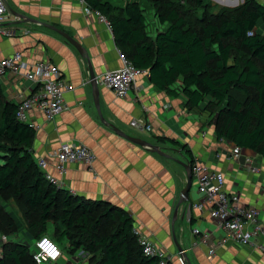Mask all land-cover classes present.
Instances as JSON below:
<instances>
[{"label":"crops","instance_id":"1","mask_svg":"<svg viewBox=\"0 0 264 264\" xmlns=\"http://www.w3.org/2000/svg\"><path fill=\"white\" fill-rule=\"evenodd\" d=\"M209 1L215 9L243 3V0ZM257 1L264 4V0ZM146 5L147 29L155 35L165 24ZM8 8L9 15L3 26L14 29L16 34L0 35V58L21 52L30 63L48 60L59 67L65 82L74 86L66 94L69 109L54 121H46L38 111L30 113L31 122L40 125L35 130L33 158L37 162L46 158L52 173L59 176L52 167V154L59 145L84 144L95 153L96 161L91 167L83 163L69 164L66 174L59 176L64 189L125 209L141 234L149 236L175 258L183 255L189 264H264V254L254 247H241L231 241L219 245L225 231L210 218L207 210L199 212L192 206L195 200L201 199L194 177L188 201L179 205L187 183V171L179 161L189 163L186 151H190L195 162L224 172L227 191L238 193L243 202L257 206L264 219L261 190L264 191V159L243 148L240 156L235 157L233 143L216 139L206 121L207 112L188 110L182 93L171 95L159 90L150 76L140 78L124 98L99 86V111L87 62L76 47L45 24L65 30L77 39L99 76L121 64L119 49L106 22L96 13L85 14L82 5L74 0H8ZM256 31L264 34L262 21ZM0 82L7 99L17 104L29 94L31 87L29 81L13 74ZM138 118L145 119L152 131L140 132L133 128L130 122ZM111 125L159 146L167 156L126 140ZM157 136L187 144V150L159 143L155 140ZM247 156L252 157L259 173L248 170ZM195 227L208 233L206 244H195L200 239L192 233ZM59 246L61 255L43 264H89L92 256L82 249L73 250L66 238ZM211 247H215V254L209 256Z\"/></svg>","mask_w":264,"mask_h":264},{"label":"trees","instance_id":"2","mask_svg":"<svg viewBox=\"0 0 264 264\" xmlns=\"http://www.w3.org/2000/svg\"><path fill=\"white\" fill-rule=\"evenodd\" d=\"M85 1L111 25L118 49L149 70L159 90L182 93L188 110L202 109L213 119L217 140L264 159V34L256 31L259 21L264 23V4L243 0L237 7L215 9L209 0ZM146 4L165 24L155 35L147 29ZM17 109L0 82V193L22 203L32 238H52V223V239L59 245L66 238L73 250L92 256L91 264H158L157 257L144 255L125 209L73 194L45 178L33 158L36 131L17 119ZM155 140L188 147L165 136ZM186 152L192 165L195 160ZM0 229L15 231L1 203ZM30 258L35 264L27 245L8 241L0 264H28Z\"/></svg>","mask_w":264,"mask_h":264},{"label":"built area","instance_id":"3","mask_svg":"<svg viewBox=\"0 0 264 264\" xmlns=\"http://www.w3.org/2000/svg\"><path fill=\"white\" fill-rule=\"evenodd\" d=\"M77 1L83 7L85 14L96 13L89 9L85 0ZM98 14V13H96ZM9 15L8 0H0V35L12 36L16 34L14 29H7L3 26ZM99 15V14H98ZM106 22L108 29L111 25L105 18L99 15ZM252 35L253 32L248 33ZM120 66L116 69L107 70L97 76L95 81L99 86L106 87L114 92L116 97L124 98L142 77H149V70L135 66L127 56L118 50ZM8 74L21 77L30 82L29 94L18 103L16 117L19 121L29 124L33 129L40 125L31 122L30 113L40 112L48 122L54 121L61 113L69 109L66 94L74 90V86L65 82L61 76L59 67L48 60L35 63L28 62L23 53L14 52L0 58V81ZM130 125L137 131L151 132L152 126L145 119H133ZM232 153L239 157L242 148L234 146ZM54 158L53 168L62 177L67 172V166L73 163H83L91 167L96 161L95 153L84 144L61 143L52 154ZM44 173L45 178L58 188H63V181L51 171V166L46 158L37 162ZM246 164L251 173H259L260 169L253 165L251 156H247ZM192 175L195 178L200 200H195L193 208L199 212L207 210L210 218L217 221L218 226L226 233L219 241L224 245L231 241L241 247H254L264 254V219L260 209L255 205L243 202L238 193L229 192L226 189V176L224 172L210 168L209 166L194 162L191 165ZM138 243L143 253L148 257H157L158 264H189L183 255L176 258L170 255L165 249L157 246L147 235L141 234L137 228H133ZM193 235L200 236L195 244H206L209 235L200 228L193 229ZM8 238L0 232V258L3 255V245ZM33 259L35 264H43L45 260L54 261L61 255L60 246L49 236H42L35 240L33 246ZM209 256L215 254V247L208 249Z\"/></svg>","mask_w":264,"mask_h":264},{"label":"water","instance_id":"4","mask_svg":"<svg viewBox=\"0 0 264 264\" xmlns=\"http://www.w3.org/2000/svg\"><path fill=\"white\" fill-rule=\"evenodd\" d=\"M46 27L50 28V29H53L55 30L57 33L61 34L69 43H71L74 47H76V49L79 51V53L82 55V57L85 59V61L87 62V65H88V68H89V73H90V82L93 86V94H94V97H95V103H96V106L98 108V110L100 111L99 109V100H98V97H99V87L98 85L96 84V77L97 75L95 74L94 70H93V66H92V63L90 61V58L88 56V54L86 53L84 47L80 44V42L75 39L73 36H71L69 33H67L65 30H62V29H59L53 25H47L45 24ZM103 120L104 118L101 117ZM111 127L114 129L115 132H117L121 137L125 138L126 140L130 141V142H133L135 144H138L140 146H143V147H146L154 152H157L163 156H167L163 150L155 145V144H152L150 142H148L147 140H144L140 137H135V136H132V135H129L127 134L125 131L117 128L116 126L114 125H111ZM179 163H181L186 171H187V183H186V186H185V189L183 190V195L180 199V202H179V205L183 202H187L188 199H189V192L191 190V187H192V178H193V175H192V169H191V164L190 162L189 163H186V162H182V161H179Z\"/></svg>","mask_w":264,"mask_h":264},{"label":"rangeland","instance_id":"5","mask_svg":"<svg viewBox=\"0 0 264 264\" xmlns=\"http://www.w3.org/2000/svg\"><path fill=\"white\" fill-rule=\"evenodd\" d=\"M146 14V12H145ZM148 14V13H147ZM208 122V126H210V128L212 129L213 134L215 135L214 132V121L211 117H207ZM258 187V186H256ZM262 192L263 188L261 189ZM264 197V195H263ZM0 203L3 207V209L6 211V213L9 214V216L13 219L14 223H15V231L12 233H7L5 231H3L2 229H0V232L3 236H6L8 238V241L10 242H20L22 244L27 245L31 250H33V245H34V238H32V236L29 233L28 230V226L26 223V220L23 216V206L22 203L17 200L14 197H9L8 195H5L3 193H0ZM49 227H50V233L49 235L52 238H55L54 236V227L52 226V223H49ZM225 237V236H222ZM93 259V258H92ZM89 264H91V261L89 259ZM28 264H33L31 258L28 260Z\"/></svg>","mask_w":264,"mask_h":264}]
</instances>
